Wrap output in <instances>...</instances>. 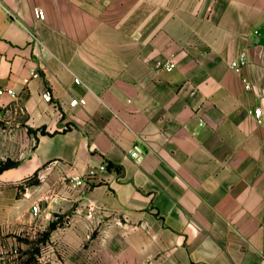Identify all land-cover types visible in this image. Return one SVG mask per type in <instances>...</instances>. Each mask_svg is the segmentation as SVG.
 <instances>
[{
	"label": "crops",
	"instance_id": "obj_1",
	"mask_svg": "<svg viewBox=\"0 0 264 264\" xmlns=\"http://www.w3.org/2000/svg\"><path fill=\"white\" fill-rule=\"evenodd\" d=\"M0 88L23 122L0 146L8 264L31 230L37 264H264V0H0Z\"/></svg>",
	"mask_w": 264,
	"mask_h": 264
},
{
	"label": "built area",
	"instance_id": "obj_2",
	"mask_svg": "<svg viewBox=\"0 0 264 264\" xmlns=\"http://www.w3.org/2000/svg\"><path fill=\"white\" fill-rule=\"evenodd\" d=\"M34 13L36 18L40 20H44L46 18V12L44 9L35 7L34 8ZM247 57L245 55H242L240 58L232 60L230 62V67L238 74L242 73V70L244 66L247 64ZM157 69L164 68L167 71H172L175 67L176 64L173 61V59H166V60H158L155 66ZM39 72L37 69H32L30 71V76L25 79V82H28L31 78H37L39 77ZM76 82H79V79L76 78ZM251 85L246 82V88L249 89ZM7 93L14 95V92L12 89H3L0 88V103H1V96L2 94ZM198 93V88L193 87L191 89V94L195 95ZM43 98L46 101H52L53 99V94L50 89H46L43 94ZM86 104V98L85 97H80V98H75L70 102L71 106H84ZM254 117L258 122H262L264 119V110L261 108V106H257L253 110ZM130 157L135 160L136 162H141L142 159L144 158V152L142 151L141 147L139 145H135L129 152ZM106 169V165L102 164L98 168H91L89 169L86 174L83 175H75L72 176L69 181L72 183L73 187H84L88 185L92 180L93 177L96 175L97 170L104 171ZM31 212L34 215V217H38L40 215V208L38 204H33L31 207ZM0 264H8L7 262V257L6 255L0 251Z\"/></svg>",
	"mask_w": 264,
	"mask_h": 264
},
{
	"label": "rangeland",
	"instance_id": "obj_3",
	"mask_svg": "<svg viewBox=\"0 0 264 264\" xmlns=\"http://www.w3.org/2000/svg\"><path fill=\"white\" fill-rule=\"evenodd\" d=\"M12 109H10V103L3 104L0 103V146H3L6 148V146L10 147L14 145V143L22 142V134L21 132H18L20 129H22L23 122L19 119H16L12 116L11 113ZM28 132L32 134V136H36L37 132L36 130L32 128H28ZM2 161V162H1ZM10 161H14L10 158L0 160V166L4 163L9 164ZM37 180V176L31 180V182H35ZM26 183L25 181L20 182L16 185L18 189V195H22L23 187ZM32 184V183H31ZM7 188H10V185L6 186L5 184L0 182V192H6ZM31 224L34 226L37 224V221H31ZM14 230L10 229V233H12ZM34 230H31L30 233L21 232L19 235L16 236V238L19 240V242H24L25 245L21 246L19 245L18 254L15 257L17 264H31V263H38V254H39V245L42 240H45L47 238V234L45 231H36L32 232ZM23 235V236H22ZM31 262V263H30Z\"/></svg>",
	"mask_w": 264,
	"mask_h": 264
},
{
	"label": "trees",
	"instance_id": "obj_4",
	"mask_svg": "<svg viewBox=\"0 0 264 264\" xmlns=\"http://www.w3.org/2000/svg\"><path fill=\"white\" fill-rule=\"evenodd\" d=\"M40 130H41V132H42L43 134L47 133L46 130H45V128H40ZM15 164H16L15 161H10L9 164L4 163L3 165L0 166V172L3 171L4 169L8 168V167H11V166L15 165ZM36 176H37V172H36L33 176L27 178V179L25 180V182H26V183H37V180H36L35 182H31V180H32L33 178H35ZM55 226H56V222H52V223L50 224L49 229L51 230V229H53ZM46 234H48V233H46Z\"/></svg>",
	"mask_w": 264,
	"mask_h": 264
}]
</instances>
